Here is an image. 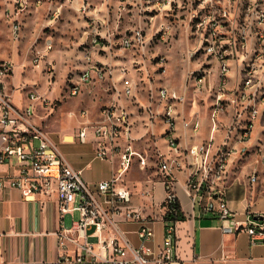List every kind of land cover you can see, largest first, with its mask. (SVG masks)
<instances>
[{
    "label": "built area",
    "instance_id": "1",
    "mask_svg": "<svg viewBox=\"0 0 264 264\" xmlns=\"http://www.w3.org/2000/svg\"><path fill=\"white\" fill-rule=\"evenodd\" d=\"M148 8L152 11H160L169 17H178L184 23L186 32L196 40L192 45L190 60L197 61L199 68L200 84L198 90L202 91V84H209L210 90H218V109L213 113L216 129L220 128L218 119L224 113L226 103V88H216L208 83L210 67L213 63L220 66L218 80L226 77V61L222 59L221 47L228 46L237 57V65L255 64L256 60H264L259 55L264 46V9L250 10L242 7L239 2L233 0H149ZM29 0H15L16 9L13 13L16 17L11 19L12 34L17 40H21L23 21L18 16L27 9ZM37 1V4H40ZM81 9L86 12L88 3L83 2ZM217 6H225L227 18H232V26L223 29V20L217 16ZM244 19L242 27H233L235 11H242ZM191 12H197L199 20V34H191L188 31L189 16ZM58 11L54 13L57 18ZM256 17V18H255ZM255 19L257 20L254 23ZM174 26L168 24L160 28V34L164 41L172 36ZM143 28H135L131 34L122 39L121 45L125 49H135L133 39H140L141 48L147 41ZM243 35V45H236V36ZM263 36V45L256 46V37ZM190 39V38H189ZM106 48L102 45L101 38L94 34L91 40V48L86 50V57L91 60V52L95 48ZM53 48L51 41L46 42L45 50H37L34 59L40 66L44 61V70L54 75V67L47 60V53ZM203 59L205 61H203ZM165 58H163V62ZM202 62V63H201ZM122 76L126 78L128 68H121ZM254 67L251 66V71ZM192 71V72H193ZM14 73V65L11 61L0 62V172L5 165L14 162L15 172L10 175L0 173V191L7 192L12 188L19 189L25 199L36 194L52 196L56 195L59 205L63 228L56 234L58 238L59 258L54 264H101L105 261L109 264H184L178 252L177 226L180 222L178 216L182 212L181 203L177 199L174 185L175 172L183 169L177 159L160 154L156 163L157 168L165 173L166 196L160 207L162 219L165 222L164 239L161 244L156 243L155 219L143 216L139 209L134 208L132 199L134 192L128 186L122 184L123 177L128 173L134 162L135 156H142L139 167L145 170L149 166V158L134 150L137 141H141L149 134L152 137L162 136L166 139L170 151L178 154L177 139L181 135L174 134V105L177 101H189L186 95L188 78L185 79L184 91L171 89V99H156L155 88L151 87L147 97H141L137 82H128L123 89L114 88L118 100L111 101L102 106L96 115L91 118L87 109H79L72 115L82 120L77 137L80 141L88 142L89 133L96 138V157L102 160L113 161L120 157V170L111 179L102 180L95 185H89L83 178L81 170H75L60 153L58 144L51 138L48 131L33 121L36 108L33 103L42 101V104L52 107L48 97H42L37 92L30 93V103L21 107L13 102L12 95L7 89V80ZM109 76H113L112 65L109 70H103L102 64L88 62L87 67L78 73L69 84L74 89V97L80 95L89 85L104 82ZM237 78L239 76H236ZM260 87L253 93H246V86L242 96H235V118L225 128L226 137L221 143L216 139L204 141L190 149L194 156V162L189 163L190 172L186 180V190L195 209L201 214H210L220 219V228L224 233H249L253 243H264V213L254 214L247 211V219L239 221L236 212L231 208L227 199L226 179L229 178L232 165L236 161H229V153L238 152L246 154V157L258 155V165L264 166V147L251 149L256 123L264 119V74L258 75ZM251 79V74H250ZM250 97L258 98V106L250 116L248 123L240 124V114L245 112L247 100ZM114 107H121V116H114ZM160 109H166V118L161 128H154V113ZM140 121L136 116H144ZM220 115V116H219ZM184 130L186 135L195 138L199 134L186 131L188 120L197 119V124H203L202 118L194 114L186 117L182 113ZM223 122V121H222ZM221 122V123H222ZM233 125H242L243 139L239 140L237 147L228 148V140L234 137ZM264 125V124H263ZM262 125V126H263ZM146 129L142 136L137 138L140 129ZM158 129H161L159 132ZM255 150V151H254ZM217 163L218 170L211 171L210 164ZM13 166V165H12ZM154 167V166H153ZM257 172L250 175V181L257 182ZM79 219H75V214ZM70 215L72 224H65L66 217ZM123 215L126 221H136L139 227L136 235L139 244L135 246L131 239L114 237L105 241L110 250V255L103 256L95 253L94 246L89 242V236L96 235L107 228L109 218ZM92 231V233H90ZM4 233L0 232V249L3 246Z\"/></svg>",
    "mask_w": 264,
    "mask_h": 264
},
{
    "label": "rangeland",
    "instance_id": "2",
    "mask_svg": "<svg viewBox=\"0 0 264 264\" xmlns=\"http://www.w3.org/2000/svg\"><path fill=\"white\" fill-rule=\"evenodd\" d=\"M37 1L40 0H29L26 3L27 9L18 16L23 21V29H21L22 39L17 40L12 34L11 24V19L17 14L8 16L9 12H15V0H0V62L11 61L14 65L13 76L7 80V89L16 105L26 106V103L30 102V97L28 98L30 92H37L42 97L50 99L52 107L44 106L40 100L33 103L36 108L33 121L46 131H51L52 138L56 139L57 136L79 131L83 121L78 117L72 118L71 115L77 113L79 109L89 110L93 118L94 114L96 115L98 110L107 104L104 101L106 100L105 84L126 82L135 84L137 82L138 94L142 98L147 97L151 87H154L157 99L162 86L167 87L170 93L171 89L184 91L187 77H189V84L186 95L189 101H182L179 104V110L186 113L187 110H194L202 103L208 102L209 109H203L200 117L210 119L213 122L214 131H217L213 113L215 109H218V90H210L209 84H203L202 91L198 90L199 85L194 79L200 78V74L199 71L193 70L200 65L197 61L190 60L192 45H195L196 40L186 32L184 23L178 17H169L157 10L151 12L152 8H148L149 0H86L88 3L86 12L81 9L84 0H41L40 4H37ZM233 2H239V5L247 9L252 6L250 9L252 11L264 9V0H233ZM56 11L59 15L54 18ZM234 15L233 27H242L243 10L235 11ZM188 16V31L191 34H199L197 12H191ZM217 16L223 20V29L232 26V18H227L225 6H217ZM256 22L255 19L254 23ZM168 24L174 26L173 35L168 41H164L160 28ZM135 28H143V33L146 34L147 41L144 42V48H141L140 39H133L135 49H124L121 45L122 39L131 34ZM94 34L101 38L102 45L106 48H95L91 52V60H88L85 51L91 48ZM48 41L53 44L46 58L53 64L55 70L53 77L44 70V61L40 66L34 61L36 51H44ZM236 45H243V35L236 36ZM259 45H263V36L256 37V46ZM262 48L263 51L259 55L264 56V46ZM221 49L222 59L227 60L226 77L223 81L218 80L216 88H226L227 100L224 103V114L230 110L232 116L230 120H233L235 118L234 95L242 96L245 86L246 93H253L260 87L258 75L264 74V60H256L255 64L251 65H237L235 52H232L228 46ZM163 58H165L164 62ZM89 61L102 64V69L105 70H109L112 65L113 76H109L104 82L89 85L82 94L74 97L71 93L72 88H69L70 81L87 67ZM251 66L254 67L253 71ZM122 67L128 68L126 78L122 76ZM207 68L210 69L208 78L216 71L219 76L220 66L217 63ZM231 76L239 77H236L235 82L232 83ZM165 80H170V84L173 82L177 89L164 84ZM207 91L211 92L210 96ZM257 106L258 98L250 97L247 100L245 112L240 114V124L248 123ZM222 118L223 116H220L218 119L220 124L218 130L221 129L222 121L225 119V117ZM263 124L264 119L256 123L253 139L256 137L258 141L264 140ZM232 133L234 137L228 140V148L237 147L239 140L243 139L242 125H233ZM91 138L93 135L89 133V139ZM257 143L251 142V149H258ZM259 145L264 147V141ZM258 158V155L246 157V154L238 155V152H233L230 161L238 163L232 165L230 176L226 179L227 187L228 183L231 184L233 177L240 174L239 177L243 179L250 173L254 174L257 169L259 182L249 189L256 191L260 188L263 184L261 177H263L264 166L256 163ZM101 163V159L98 158L91 170L101 168ZM240 186L242 183L238 187ZM75 219H79L78 213L75 214ZM65 221L71 225V216L68 215ZM131 236L136 239L134 234Z\"/></svg>",
    "mask_w": 264,
    "mask_h": 264
},
{
    "label": "crops",
    "instance_id": "3",
    "mask_svg": "<svg viewBox=\"0 0 264 264\" xmlns=\"http://www.w3.org/2000/svg\"><path fill=\"white\" fill-rule=\"evenodd\" d=\"M214 74L208 78V83L211 86L218 84L217 71ZM231 77V82H235L236 76ZM169 81L165 80L164 84L177 89V86L173 82L170 84ZM127 83L105 84L106 100L104 101L110 104L111 101L118 100L113 85L123 89ZM207 92L208 95L211 94V92ZM203 109H209L208 102L202 103L194 110L181 113L186 117H192L197 113L200 117ZM221 116L225 117V119L222 118L223 124H227L232 117L231 111L228 110ZM136 118L143 121L145 115L139 118L136 116ZM202 122L199 135L191 138L190 135L185 134L182 118L179 119L177 134L181 135V138L178 154L170 151L166 139L162 136L152 137L149 134L143 140L137 141L134 150L149 158V166L145 170L140 169L138 160L135 158L128 173L123 177L122 184L130 187L134 192L133 207L139 209L143 216L155 219L156 243L161 244L164 239L165 222L162 219L160 207L166 196L164 183L166 175L155 166L162 153L167 157L177 159L183 168L175 172L174 185L177 199L181 203L186 218L180 220L177 226L178 252L184 264H264V243H253L249 233H224L220 228V219L210 214H201L198 209L194 208L187 193L185 183L190 172L189 163L195 160L194 156L190 154V149L212 138L216 139V143H221L226 137L222 128L214 131L213 122L210 119L203 118ZM161 127L162 122L154 124V128ZM161 129H158L159 132ZM145 131V128L140 129V133L136 134L137 138H140ZM186 131L189 132L187 129ZM49 134L51 136V131ZM77 134L78 132L67 133L53 139L58 144L60 153L63 154L66 161L75 170L82 171L83 178L89 185L92 186L99 181L111 179L112 176L119 173V156L112 162L101 159V168L91 170L98 159L95 153L96 138L93 137L88 142H82ZM252 141L260 143L264 140L258 141L255 137ZM15 163L5 165L0 173L10 175L11 172H15ZM239 175L233 177L230 185L228 183L226 194L231 208L237 214V219L245 221L247 211L254 214L264 213V173L261 177L263 184L256 191L249 189L259 182L250 181L251 173L243 179ZM241 183L242 186L238 187ZM107 220V228L100 233L101 240L96 235L89 236V242L94 246L96 254L110 255L105 241L114 237L131 239L135 246L139 244V238L135 233L139 227L138 222L126 221L123 215H116L113 219ZM65 224L69 226L66 221ZM63 225L56 195L36 194L25 199L23 193L16 188L7 192L0 191V232L4 233L3 246L0 249V264H54L59 258L56 234L63 228ZM131 234H134L136 239H133ZM101 264L109 263L102 261Z\"/></svg>",
    "mask_w": 264,
    "mask_h": 264
},
{
    "label": "bare ground",
    "instance_id": "4",
    "mask_svg": "<svg viewBox=\"0 0 264 264\" xmlns=\"http://www.w3.org/2000/svg\"><path fill=\"white\" fill-rule=\"evenodd\" d=\"M103 70H105V69H103ZM194 81H195V83H197V85L200 84L199 83L200 82V78H195ZM71 93L74 95V89L73 88L71 90ZM160 98L171 99V93L169 92V90H168L167 87L162 86L160 88V90L158 92L157 99H160ZM181 102L182 101H177V102H175V105H174V117H175V120H176V123H174V134L175 135H178L177 134V126H178L179 119L182 118V120H183L182 113H181V111L178 108L179 107V104ZM114 116H121V107H114ZM153 118H154V124H156L157 122H161V121L163 122V120L167 119L166 118V109H160L158 111V113H154ZM183 126H184V121H183ZM195 127H196V133H198L201 130V128H202V124H197V119L188 120L187 121V123H186V129L189 132H194ZM178 149H180V138L177 139V150ZM232 153L233 152L229 153V161L232 159ZM135 158H137L138 163H142V156H135ZM210 167H211V171L218 170L217 163L210 164ZM164 183H165V178H164ZM157 185H159V184H157ZM162 185H164V184H162Z\"/></svg>",
    "mask_w": 264,
    "mask_h": 264
},
{
    "label": "trees",
    "instance_id": "5",
    "mask_svg": "<svg viewBox=\"0 0 264 264\" xmlns=\"http://www.w3.org/2000/svg\"><path fill=\"white\" fill-rule=\"evenodd\" d=\"M178 218H179V220H185L186 219L183 211L179 214Z\"/></svg>",
    "mask_w": 264,
    "mask_h": 264
}]
</instances>
